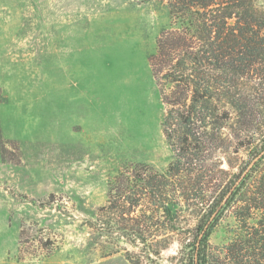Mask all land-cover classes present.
Here are the masks:
<instances>
[{"label": "rangeland", "instance_id": "obj_1", "mask_svg": "<svg viewBox=\"0 0 264 264\" xmlns=\"http://www.w3.org/2000/svg\"><path fill=\"white\" fill-rule=\"evenodd\" d=\"M254 3L264 10V0ZM168 4L0 0V264H193L184 230L203 215L195 201L176 228L153 225L145 240L107 207L120 173L165 171L174 159L149 61L174 25ZM253 152L213 156L237 172ZM236 230L230 208L211 247ZM167 233L168 247L154 254L150 245Z\"/></svg>", "mask_w": 264, "mask_h": 264}, {"label": "trees", "instance_id": "obj_2", "mask_svg": "<svg viewBox=\"0 0 264 264\" xmlns=\"http://www.w3.org/2000/svg\"><path fill=\"white\" fill-rule=\"evenodd\" d=\"M168 2L174 25L160 32L149 61L167 105L162 126L174 159L165 171L140 164L120 173L107 207L145 240L153 225L176 228L195 201L203 215L184 230L193 264H264V155L242 177L264 151V10L255 0ZM250 146L254 152L237 172L213 156ZM230 208L239 230L212 248L211 229ZM170 240L164 234L149 249L159 254Z\"/></svg>", "mask_w": 264, "mask_h": 264}, {"label": "water", "instance_id": "obj_3", "mask_svg": "<svg viewBox=\"0 0 264 264\" xmlns=\"http://www.w3.org/2000/svg\"><path fill=\"white\" fill-rule=\"evenodd\" d=\"M264 155V151L261 152L257 157H255L250 164L248 165V167L246 168V170L244 171L243 176H245L250 170L251 168L254 166V164Z\"/></svg>", "mask_w": 264, "mask_h": 264}]
</instances>
